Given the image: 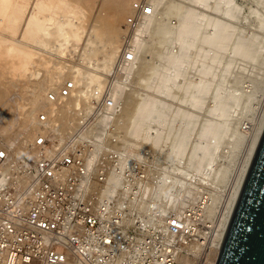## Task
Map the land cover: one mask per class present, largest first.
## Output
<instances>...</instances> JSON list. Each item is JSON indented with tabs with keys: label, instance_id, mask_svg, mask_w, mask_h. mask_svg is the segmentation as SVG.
Instances as JSON below:
<instances>
[{
	"label": "rangeland",
	"instance_id": "obj_1",
	"mask_svg": "<svg viewBox=\"0 0 264 264\" xmlns=\"http://www.w3.org/2000/svg\"><path fill=\"white\" fill-rule=\"evenodd\" d=\"M66 1L76 11L72 17L55 13L56 22L71 18L57 30L63 31L57 35L51 22L50 34L41 33L35 37L39 41L34 38L25 43L36 52V60L42 56L50 61L48 69L37 63L33 72L39 68L38 78L45 74L48 82L25 87L27 92L20 83L10 88L14 87L8 74L12 68L1 61L3 73L7 71L9 76L0 78L1 87L11 89L9 96L2 93L31 108L36 104L35 94L59 89L79 72L81 87L77 85L73 91L94 84V89L79 95L103 100L90 107L93 113L112 114L109 127L142 130L154 124L155 134H126L122 143L135 148L127 159L133 157L138 163L134 171H138L143 192L157 195L155 210L160 215L197 212L204 215L208 232L216 229L220 209L264 108V90L257 92L264 83V0H158L141 27L128 24L132 0ZM34 2L27 0L14 34L5 33L3 24H9L10 18H3L5 23L1 19V41L3 37L22 39L19 32L23 28V34ZM95 32L103 35L98 37ZM129 48L138 49L136 61L121 62ZM22 73L26 71L21 67L16 70L19 78ZM55 77V83L50 82ZM3 94L0 108L7 99ZM6 111L9 109H0V134L5 136L0 135V143L18 144L22 132H7ZM44 111L36 112L38 118Z\"/></svg>",
	"mask_w": 264,
	"mask_h": 264
},
{
	"label": "built area",
	"instance_id": "obj_2",
	"mask_svg": "<svg viewBox=\"0 0 264 264\" xmlns=\"http://www.w3.org/2000/svg\"><path fill=\"white\" fill-rule=\"evenodd\" d=\"M158 3L132 0L128 24L141 27ZM138 53L125 50L121 62ZM92 85L71 95L75 81H65L48 94L62 108L56 123L44 111L34 138L18 140L23 148L0 143V264H216L218 227L208 232L193 211L160 215L127 159L135 148L122 136L155 134L154 124L109 127L112 114L90 107L103 100L79 95Z\"/></svg>",
	"mask_w": 264,
	"mask_h": 264
},
{
	"label": "bare ground",
	"instance_id": "obj_3",
	"mask_svg": "<svg viewBox=\"0 0 264 264\" xmlns=\"http://www.w3.org/2000/svg\"><path fill=\"white\" fill-rule=\"evenodd\" d=\"M32 1V0H31ZM27 0H0V23L1 21L3 20L4 23L7 21H5V18L8 19L10 18V20L8 21L9 24H3L2 23L0 25H2V28L4 27V29L6 28V32L7 34H9L8 32L10 31V33L14 34L15 33V28L17 27L16 24H17V21L18 19L23 16V14L25 13L26 11V8H27ZM33 6H30V8H32V10H30L31 12H29V16L26 20V18H22L24 19L23 22H25V26L26 28L24 29V32L22 34L21 30L23 28H21L20 32L21 35H22V39L20 41H16L14 39H12L11 37V40H4V37L2 38L3 41L0 42V78H5L7 74V71H5V73H3L2 69L3 67L1 68V61H3L4 63H8L7 66H4V67H8V65L10 64V68H12L11 70L9 69L8 70V74L10 75V86H14V84H21L22 85V88L24 90H26L28 87H30L32 85V87H34L33 85L36 83H39L40 86H42L41 84L43 82H48L47 78L45 77V74H43V77H41L40 79L38 78L39 74L42 73V72H39L37 74V70H39V68L36 70V74L33 73L34 72V66L35 64H43L44 65V68L48 69L49 65H50V61L48 60H44L41 56V58L44 60L42 61L41 58H37L36 60V52L34 53V51L31 50L30 47H28V45H26L25 43H28L26 42L27 40H32L34 39L36 36H40L41 33H44V34H50V32L52 30H49L48 28V25H50L51 22H53L52 24H55L56 27H55V32L61 27L60 25H68L71 21V18L70 19H65L66 21L64 23H62L63 21L61 22H56L55 21V18L57 17V13H64L63 15H67L68 17H72L73 13L76 11L75 9V6H73V4L69 3V1H66V0H35L34 3H31ZM27 12H28V9H27ZM56 13V14H55ZM27 14V13H26ZM56 15V16H55ZM3 16V17H2ZM26 16V15H25ZM66 16V18H67ZM60 17V16H59ZM65 17V16H64ZM2 19V20H1ZM60 19V18H59ZM63 19V16L62 18ZM20 22V21H19ZM22 22V23H23ZM57 23V24H56ZM23 25V24H22ZM21 23H20V27H22ZM63 25V27H64ZM7 26V27H6ZM24 26V25H23ZM51 27V25H50ZM19 28V27H18ZM54 28V25L51 29ZM120 28V26H119ZM19 30V29H18ZM61 30L63 31V29L61 28ZM61 30H59V33L61 32ZM64 30H68V28L65 27ZM69 31V30H68ZM67 31V32H68ZM119 31V30H118ZM117 31V32H118ZM66 32V33H67ZM116 32V33H117ZM58 33V31H57ZM59 33L57 35H59ZM65 33V31H64ZM65 33V34H66ZM62 35H65L63 33H61ZM95 34L99 37L100 35H103V34H98L97 32H95ZM94 35V34H93ZM5 36V35H4ZM42 36V35H41ZM49 36V35H48ZM67 36V35H65ZM8 36H6V39H7ZM117 37V36H116ZM115 37V38H116ZM62 38V37H61ZM114 38V40H115ZM37 39V38H35ZM62 39H65V38H62ZM24 40V41H23ZM38 40V39H37ZM96 40V39H95ZM109 40V39H108ZM39 41V40H38ZM116 41V40H115ZM41 42V40H40ZM61 42V41H60ZM63 42V41H62ZM117 42V41H116ZM115 42V43H116ZM35 43V42H34ZM43 43V41H42ZM46 43V42H45ZM48 43V42H47ZM75 43V42H74ZM73 43V44H74ZM61 44V43H60ZM112 44V43H111ZM114 45V44H113ZM31 46V45H30ZM68 46V45H67ZM100 48V47H99ZM116 48V47H115ZM40 49V47H39ZM66 49V48H65ZM61 50V49H60ZM70 50V49H69ZM64 51V50H63ZM43 52V51H42ZM62 52V51H61ZM53 53V52H52ZM51 53V54H52ZM55 54V53H54ZM44 56V55H43ZM70 56V55H69ZM73 56V54H72ZM73 58V57H72ZM51 59V58H50ZM53 59V58H52ZM58 59V58H57ZM73 61V60H72ZM56 62V61H55ZM3 63V64H4ZM52 63V62H51ZM67 63V62H66ZM2 64V65H3ZM5 64V65H6ZM12 64V65H11ZM55 64V63H54ZM63 65V64H61ZM48 66V67H47ZM58 66V65H57ZM65 66V65H63ZM22 68L24 71H26V73H22L21 74V78H19L18 75H16V70L18 68ZM41 67V66H40ZM43 67V66H42ZM41 67V68H42ZM43 68V69H44ZM60 68V67H59ZM68 68V67H66ZM41 71V70H40ZM43 71V70H42ZM61 71L64 72L63 69H61ZM68 72V71H66ZM64 72V73H66ZM75 73V72H74ZM79 73V72H78ZM78 73L76 74H73L72 77L73 78H70L72 80L75 81V86H74V90H75V87L77 85L80 84L81 81L78 80ZM48 75H50L49 73H47ZM41 75V74H40ZM47 77H50L48 76ZM65 75V74H64ZM71 75V74H69ZM55 76V75H54ZM9 77V76H8ZM37 77V79L35 78ZM58 77H55L53 78L50 82L52 83H55L56 79ZM94 78V77H92ZM7 79V78H6ZM32 79V82L30 80ZM67 79V78H66ZM69 79V78H68ZM67 79V80H68ZM61 80V79H60ZM59 80V81H60ZM64 80V79H63ZM2 81V80H1ZM0 81V95L3 94L2 92L6 91L7 94L9 93V89L10 88H14L16 87V85L14 87H10V86H4V87H1L2 86V83ZM5 81V80H4ZM3 81V82H4ZM58 81V83H59ZM96 81V80H95ZM6 82V81H5ZM79 82V83H78ZM94 82V80H93ZM30 85H29V84ZM7 84V83H6ZM27 84L29 86H27ZM35 84V85H36ZM57 84V83H56ZM64 84V83H63ZM62 84V85H63ZM38 86V85H37ZM80 86V85H79ZM6 87V88H5ZM10 87V88H8ZM25 87H27L25 89ZM36 87V86H35ZM53 87V85L51 86ZM61 87V86H60ZM81 87V86H80ZM21 88V87H20ZM39 89V87H37ZM56 88V87H55ZM264 83L263 84H260L259 85V90L257 89V92H262L264 89ZM17 89V88H16ZM30 89V88H29ZM73 89L71 90V95L72 93H74L75 91H73ZM78 89V88H77ZM11 90V89H10ZM31 90V89H30ZM29 91L28 89L26 90V92ZM49 91V90H48ZM52 91H55V93L57 94L58 93V89L56 88L55 90L52 89ZM51 91V92H52ZM77 91V90H76ZM12 92V91H11ZM18 92V91H16ZM20 92H22L20 90ZM40 92V91H39ZM38 92V93H39ZM5 93V92H4ZM30 93V92H29ZM42 93V94H41ZM15 94V93H14ZM20 94V93H19ZM48 92L46 93V91H43L41 90L40 94H35L34 95V100H36V104L34 105V107H27L26 103L23 104V106H20V103L15 101L17 98L13 97V96H10V98L8 99L6 94H3L6 98V100L4 101V107H1V108H7L9 109V113H4V118H5V121H6V124L7 126H5L7 132L10 130L8 129H11L12 131L14 130V132L16 131H20L22 133H19V135H23V134H26V133H31L33 135H31L32 139L34 138V133H36L38 131V129L40 127H42L45 123H43L41 120H39L38 118V115H36V112L38 110H42L44 109L48 115H49V119L46 121V122H54L56 123L55 121H58V118H56V113L59 112V110H62V108L58 109L57 111V108H55V105L51 103V101L48 100ZM10 95V93L8 94V96ZM3 96V97H4ZM21 96V95H20ZM26 96V95H25ZM1 97V96H0ZM33 98V97H32ZM31 98V99H32ZM2 99V98H0ZM4 99V98H3ZM0 100V103L3 101ZM18 100V99H17ZM19 101V100H18ZM22 101V100H21ZM17 102V103H16ZM33 102V101H32ZM24 103V101H23ZM3 104V103H1ZM1 106V105H0ZM0 108V109H1ZM5 110V109H4ZM12 110V112H11ZM57 111V112H56ZM5 112V111H4ZM42 114V113H41ZM35 115V116H34ZM3 119V118H2ZM4 121V120H3ZM263 124H264V108L261 112V115H260V118L258 120V123L255 127V130H254V133L252 135V137L250 138V141L247 145V148H246V152H245V155L243 156V159H242V162H241V165H240V168L238 169V172L235 176V179L233 181V183L231 184V187L229 188V191H228V195H227V199L225 201V203L222 205V208L220 209V213H219V218H218V221H219V224H217V227H218V242H217V245L219 247V250H220V245H221V242H222V239H223V235H224V231H225V227H226V224L228 222V219H229V216L231 214V211H232V208H233V205H234V202L236 200V197H237V194H238V191L240 189V186H241V183L243 181V178H244V175L246 173V170L248 168V165L250 163V160L253 156V153H254V150H255V147H256V144H257V141H258V138H259V135H260V132L262 130V127H263ZM2 125V124H1ZM2 128V127H1ZM4 129V128H3ZM5 130V129H4ZM18 131V132H19ZM17 132V133H18ZM2 133V132H1ZM5 133V132H4ZM16 133V135H17ZM8 134V133H7ZM11 134V132H10ZM2 136V138H5V136H3V133L0 134ZM12 137V136H11ZM9 137V138H11ZM8 138V139H9ZM19 139V137H17ZM21 138V137H20ZM13 139V138H11ZM10 139V140H11ZM6 140V139H4ZM17 140V139H15ZM7 142H9V140H6ZM13 144V143H12ZM11 144V145H12ZM14 144L16 145L17 142ZM13 144V145H14ZM15 147H21V143L19 142ZM23 148V146L21 147ZM25 156H23L24 158ZM219 225V226H218ZM220 252V251H219Z\"/></svg>",
	"mask_w": 264,
	"mask_h": 264
},
{
	"label": "water",
	"instance_id": "obj_4",
	"mask_svg": "<svg viewBox=\"0 0 264 264\" xmlns=\"http://www.w3.org/2000/svg\"><path fill=\"white\" fill-rule=\"evenodd\" d=\"M216 264H264V124L226 224Z\"/></svg>",
	"mask_w": 264,
	"mask_h": 264
}]
</instances>
